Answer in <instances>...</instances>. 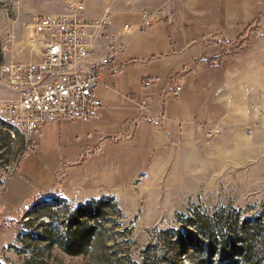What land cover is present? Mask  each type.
<instances>
[{
  "label": "rangeland",
  "instance_id": "1",
  "mask_svg": "<svg viewBox=\"0 0 264 264\" xmlns=\"http://www.w3.org/2000/svg\"><path fill=\"white\" fill-rule=\"evenodd\" d=\"M68 1L0 0V68L33 60L35 17L61 14ZM83 1L92 15L114 17L112 2L100 12L88 7L101 0ZM202 10L201 21L240 25L222 30L236 50L220 63L226 75L198 78L221 83L207 97L210 120L159 124L150 116L125 138L103 132L87 140L94 124L125 119V87L140 85L131 73L95 90L100 121L47 124L33 137L35 150L0 118V264H218L206 253L210 230L232 221L264 230V0ZM74 222L92 237L85 253L70 256L63 246ZM257 242V260L247 264H264Z\"/></svg>",
  "mask_w": 264,
  "mask_h": 264
},
{
  "label": "crops",
  "instance_id": "2",
  "mask_svg": "<svg viewBox=\"0 0 264 264\" xmlns=\"http://www.w3.org/2000/svg\"><path fill=\"white\" fill-rule=\"evenodd\" d=\"M105 1L112 2L113 19L118 26L130 24L135 29L143 11L159 9L169 14L168 19L172 17L177 20L172 23V20L168 22L163 18L153 24L146 34H136L124 54L113 62L99 87L106 86L107 81L115 86L127 73L137 76L140 85L129 84L125 87L122 95L127 102L122 107L125 119L114 121L109 126L94 124L85 131L86 139L92 136L100 138L103 132L115 134L113 137H120L118 140L125 138L141 128L140 125H144L150 116L160 120L159 124H194L200 122L205 114L210 120L215 111L214 107L212 111L209 106L207 108V97L211 92L216 93L221 83L198 78L216 73L226 75L229 66L220 63L233 54L230 53L233 43L222 30L230 31L240 25L225 17L224 20L201 21L200 15L196 14H206L202 8H234V0H101L95 7L88 8H98L96 11L101 12ZM86 13L93 18L102 16L92 15L87 7ZM216 33L224 37L217 39ZM177 85L181 90L176 96L174 88ZM205 85L206 92L198 94V90ZM95 90L94 96L97 98ZM202 100L201 109L199 105ZM213 102L210 100L212 105Z\"/></svg>",
  "mask_w": 264,
  "mask_h": 264
},
{
  "label": "built area",
  "instance_id": "3",
  "mask_svg": "<svg viewBox=\"0 0 264 264\" xmlns=\"http://www.w3.org/2000/svg\"><path fill=\"white\" fill-rule=\"evenodd\" d=\"M168 15L143 11L134 29L116 25L111 13L90 17L83 0H69L65 12L35 17L30 40L35 58L0 68V118L21 135L27 151L36 149L33 137L47 124L98 121L101 102L94 90L105 73L136 34ZM180 90L175 86L176 96Z\"/></svg>",
  "mask_w": 264,
  "mask_h": 264
},
{
  "label": "trees",
  "instance_id": "4",
  "mask_svg": "<svg viewBox=\"0 0 264 264\" xmlns=\"http://www.w3.org/2000/svg\"><path fill=\"white\" fill-rule=\"evenodd\" d=\"M232 51L235 53L236 50ZM70 227H75V231L72 234L71 240L64 243V252L70 256L81 255L85 253L84 247L90 242L92 237L91 230L79 228L77 222H74L73 226L71 225ZM216 228L218 230H210V234L205 236L208 239L206 253L210 263L213 261L214 256L217 257L218 264H247L256 262L257 257L253 253V245L258 243L257 240L260 243L264 241V230L260 225L244 230L243 227H239L237 221H232L226 230H224L223 226ZM179 245L182 248H195L194 243L180 241ZM31 260L34 259L26 260L25 264H31Z\"/></svg>",
  "mask_w": 264,
  "mask_h": 264
}]
</instances>
